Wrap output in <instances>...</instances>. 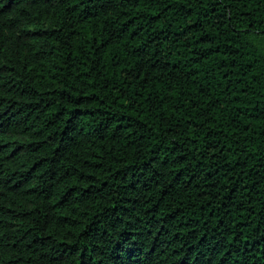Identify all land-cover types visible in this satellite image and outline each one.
Instances as JSON below:
<instances>
[{
	"label": "trees",
	"instance_id": "16d2710c",
	"mask_svg": "<svg viewBox=\"0 0 264 264\" xmlns=\"http://www.w3.org/2000/svg\"><path fill=\"white\" fill-rule=\"evenodd\" d=\"M0 264H264V0H0Z\"/></svg>",
	"mask_w": 264,
	"mask_h": 264
}]
</instances>
